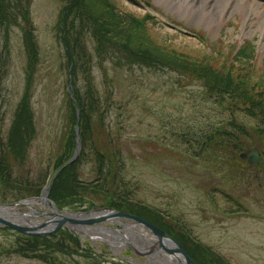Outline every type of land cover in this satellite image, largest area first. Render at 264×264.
I'll list each match as a JSON object with an SVG mask.
<instances>
[{"label": "rangeland", "instance_id": "374dc122", "mask_svg": "<svg viewBox=\"0 0 264 264\" xmlns=\"http://www.w3.org/2000/svg\"><path fill=\"white\" fill-rule=\"evenodd\" d=\"M64 1H21L22 11L26 9L35 25L41 53L32 85L36 135L25 163L13 158L12 171L14 179L28 178L38 185L53 171V162L61 153V146L64 150L68 134L63 118L68 69L64 48L57 36ZM91 3L94 12L103 9L101 1ZM117 4L142 19L148 12L155 15L156 22L149 20L146 29L159 40L171 42L172 46L182 48V52L185 49L194 53L200 61H211L221 73L232 70L236 77L248 80L247 87L251 90L264 89V0H189L181 4L177 0H117ZM20 20L25 22L22 15ZM190 29L199 30L209 43ZM246 41L254 44V53L251 58L241 60L233 53ZM0 50L6 62L0 90V131L5 143L25 90L28 55L20 24L11 26L8 37L1 32ZM91 74L101 91L113 93L106 121L112 136L121 142L118 145L123 158L122 178L113 184L115 190L111 192L114 198L143 202L174 220L179 221L178 217L202 243L221 252L233 264H264V182L260 183L264 168L260 169L259 176L248 169L252 165L248 154L257 150L254 147L261 153L256 163L264 165V134L255 132L247 138L246 157L229 149L232 162L227 166L216 162L207 165L205 158L192 157V147L185 145L201 147L202 134L215 130L218 125L227 126L232 118L250 130L257 120L245 111L244 103L238 98L210 95L202 82L191 81L178 73L119 65L111 58L104 65L94 58ZM86 76L87 71L79 73L78 85L82 88ZM157 137L163 141L158 143ZM105 140L107 145L108 142L116 145L110 143L107 135ZM111 146L103 148L109 153L107 158L113 155ZM179 157L187 159L186 163ZM96 161L90 154L82 161L80 170L85 182L96 179ZM230 165L244 173L243 177H237L238 181L233 180ZM5 183L0 180V204H12L20 194H26L14 192L22 182L15 186ZM89 196L95 204L87 200L80 209L66 206L63 213L99 211L102 204L110 201L109 194L103 192H92ZM38 206L48 210L43 204ZM239 208L241 213H233ZM17 210L24 213L29 208L22 205ZM42 219L36 217V220ZM83 226L92 229L103 226L104 232L100 229L77 231L79 234L75 235L82 250L66 237L77 251L54 254V260L18 253V245L24 241L22 234L0 229V264H53L55 261L57 264H165L164 253L148 246L153 238L129 220L118 218ZM59 232L58 239H61L62 229Z\"/></svg>", "mask_w": 264, "mask_h": 264}, {"label": "trees", "instance_id": "16d2710c", "mask_svg": "<svg viewBox=\"0 0 264 264\" xmlns=\"http://www.w3.org/2000/svg\"><path fill=\"white\" fill-rule=\"evenodd\" d=\"M21 1L23 0H0V37L1 32L8 37L11 26L20 24L23 28L28 55L25 91L16 109L5 143L0 131V180L6 182V186H15V184L22 182V185L15 187L14 192L17 194L25 192L26 194H20L17 200L39 195L45 184L42 182L38 185L29 181L28 178L14 179L12 171L14 159L19 163H25L27 151L36 135L35 114L32 107V85L34 76L39 69L41 53L35 26L26 9L22 11L24 7ZM91 1H101L103 9L99 13L94 12L92 9L94 5ZM21 15L25 22L20 20ZM149 20L156 22L150 14H146L145 18L142 19L132 12L125 11L122 6L117 4V0L64 1L57 24V36L64 48L67 68L72 66V92L75 101L67 93V104L63 110V118L68 134L64 150L61 146V153L56 156L54 171L61 168L74 155L77 125L80 128L82 149L78 159L62 168L54 179L51 185L50 198L60 209L71 206L72 209L76 210L80 209V206H83L87 200L95 204L89 193L103 192L109 194L110 201L102 204L103 206H111L142 216L166 229L184 245L197 264H229L220 254L200 243L174 219L160 213L155 206L129 198L124 199L123 197L122 199L120 196L121 199L117 200L111 193L115 190L113 184L122 178L120 171H122L123 159L122 161L121 159L117 160L118 154L122 158L119 145H112V147L109 142L107 145L105 140L107 135L111 144L116 141L106 121L113 101V93L111 90L102 93L94 84V77L89 70L93 65L94 57L100 64L111 58L117 64H127L128 67L142 66L175 72L188 77L191 81L202 82L210 95L224 99L229 97L233 100L238 98L241 103H244L243 108L257 120V123L251 125L249 130L242 122L232 118L228 121V127L218 125L215 130L202 134L203 142L200 149L201 152L203 151L202 155L204 154L203 157L206 161L204 163L207 165H210V162H216L227 166V163L232 160L229 149L238 153L244 152V150L248 151L247 138H251L255 132L264 134V89L252 88L253 90H251L250 87H247L248 80H242L241 76L236 77L232 70L228 69L227 74L221 73L215 70L216 68L211 61H200L196 59L194 53L185 49L182 52V48L172 46L171 42L159 40L154 33L151 34L147 30L148 28L146 29ZM231 44L229 46L233 47ZM254 47L252 42L246 41L233 54L241 60H245L251 58ZM205 58H209V55H206ZM4 61L3 51L0 50V90L5 72L6 62ZM83 71H88L85 77V88L80 87L77 83L79 73ZM238 104L240 105V103ZM77 110H79V119ZM116 143L121 142L118 140ZM107 146L112 147L111 152L113 155L115 154L114 159L113 155L107 158L109 154L105 150ZM254 148L258 150V147ZM208 150L210 152H206ZM88 154L93 157L94 162L97 159V177L95 180L85 182L82 180L80 169L82 161L87 158ZM115 156L117 162H115ZM192 157H196V155L194 154ZM182 158L179 157L181 161L186 163L187 159ZM230 167L233 180L238 181L237 177H243L244 173L241 174V169L235 165L234 167L230 165ZM262 168L264 165L258 162L250 165L248 169H253L255 175L259 176V173H262L260 171ZM263 175L261 174V176ZM263 178H261L260 183L264 182ZM32 187L33 190L30 189ZM239 207H242V204ZM61 234V239H58L60 232L50 236L22 235L24 241L15 250L27 257L54 260L55 257H52L54 254H72L77 251L67 242L66 237L70 239L71 244L82 250L80 241L74 233L62 230ZM51 263L57 264L56 261ZM112 264L123 263L113 262Z\"/></svg>", "mask_w": 264, "mask_h": 264}, {"label": "water", "instance_id": "95a60500", "mask_svg": "<svg viewBox=\"0 0 264 264\" xmlns=\"http://www.w3.org/2000/svg\"><path fill=\"white\" fill-rule=\"evenodd\" d=\"M78 154H79V148L76 149V155L72 160H74L78 156ZM242 156L246 157V154H242ZM258 158H259L258 152L254 151L253 153H251L249 157V162L253 163ZM46 197H48V191L46 192ZM24 203H25L24 201H21L12 204H0V206L13 207ZM48 205L56 209V213H52L51 214L52 216L42 211H40V213H37L40 216L47 217V219L40 222L39 225H34V224L24 225L16 221H13L1 214H0V224L28 235H48L66 226L75 229L74 226L76 225H91V224L99 223L101 221L115 220L117 218H125L130 220L131 224H135L142 227L144 230L148 232L149 236H152L154 238L152 245L153 248L163 249L167 254H169V256L176 258L179 264H196L192 260V258L188 255L183 245L179 241H177L172 236H170L165 230L161 229L160 227L154 225L153 223L149 222L148 220H145L140 216L125 213L115 209H109V212H101L88 217L77 218V217L65 215L62 212H60L57 206L55 205V203H53V201H51L50 199H48Z\"/></svg>", "mask_w": 264, "mask_h": 264}, {"label": "bare ground", "instance_id": "6f19581e", "mask_svg": "<svg viewBox=\"0 0 264 264\" xmlns=\"http://www.w3.org/2000/svg\"><path fill=\"white\" fill-rule=\"evenodd\" d=\"M177 1H178V4H181L184 2H188L189 0H177ZM41 204L48 206L47 199H45L44 197H42L41 199H29V201L26 202L25 205L31 208V211L26 212V213H19L17 208H14V207L0 206V214L18 223H23V224L29 223V225L30 224L39 225L40 221L35 220L36 219L35 216L37 213H40V209L38 205H41ZM45 213L52 216L51 214L56 213V210L52 207H49V210ZM93 214H95V212L88 213V214L77 213L71 216L77 217V218H84V217H88ZM76 229L79 231H88V232L100 229V231L104 232L103 226H101L100 228H93V229L91 227L78 226L76 227ZM114 233L117 234L118 232L114 231ZM148 246H150V244ZM163 260L165 261V264H179L176 258L169 257L166 253H164Z\"/></svg>", "mask_w": 264, "mask_h": 264}]
</instances>
